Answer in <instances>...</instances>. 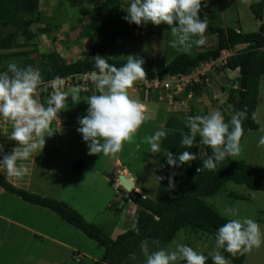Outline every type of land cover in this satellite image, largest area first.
<instances>
[{"label": "trees", "instance_id": "trees-1", "mask_svg": "<svg viewBox=\"0 0 264 264\" xmlns=\"http://www.w3.org/2000/svg\"><path fill=\"white\" fill-rule=\"evenodd\" d=\"M39 2L40 0H0V72H5L10 62L21 68L30 65L40 71L42 81L47 84L56 77L66 79L96 71L93 60L96 56H102L109 64L120 67L126 60L110 58L109 50L115 48L119 38L141 40L144 32L141 25L130 24L124 19L123 0H93L90 10L84 11L77 19L80 28L79 38L89 40L88 52L75 61L67 62L56 49L41 51L36 45L38 34L32 26L33 23L43 20ZM210 2L212 1L205 0L202 3ZM249 9L252 18L257 22L256 31L239 32L231 27L208 24L205 32L215 36V42L210 48L196 55L180 53L167 64H144L146 76L142 79L162 81L167 77L191 75L201 66L218 60L222 52L235 50L236 53L228 57L226 64L217 68L221 72L235 73V77L230 80L232 83L230 90L225 87L221 89L222 93L226 94L224 107L227 108L221 113L227 122L235 112L246 111V117L241 122L240 143L248 131H257L260 127L255 114L260 102V84L264 79V0L252 1ZM199 15L201 19L204 18L202 8ZM28 16H35V19H28ZM49 29L50 26L47 25L40 30L42 33H47ZM239 46L244 47L236 51ZM214 68L215 65L208 71ZM201 79V84L188 86L179 98H186L192 93L195 99H200L202 94H206L210 86L208 72ZM73 87L66 90H71ZM50 90L48 88L47 92L38 93L41 103H46ZM71 95L72 93H69L67 104L73 102ZM90 95L92 94L80 91L78 99ZM156 97L157 95L152 94L149 99L153 101ZM194 113L195 109L191 104V111L188 114L184 112L170 114L165 125L168 134L162 139L161 145L164 151H169L173 155L184 151L195 153L197 160L175 168L168 165L167 173L159 180L155 199L143 198L135 190L129 192L128 199L136 206V221L133 228L119 233L114 238L99 226L88 223L66 202L18 188L3 175H0V197L7 194L13 196L15 201L19 199L26 204L47 209L82 232L104 250L101 260L95 264H145V257L140 247L142 241H147L150 251L167 249L178 233L186 228L192 233L203 232L214 239L218 227L228 219L208 205L205 199L217 195L227 183L241 185L251 191L264 192V169L248 165L242 160L233 161L232 157H229L215 170L201 168L197 172L202 166L201 159L207 158L211 154V149L200 143L198 136L191 148L180 145L182 133L187 132L184 126L185 117ZM83 168L84 164L80 160L72 164V169L77 172L83 171ZM169 176L175 184L174 189L168 188ZM120 188L123 190L122 187ZM1 191L4 194H1ZM229 196L242 198L233 193ZM220 253L227 262L236 264H242L246 256V253L232 256L222 249ZM71 254L72 259L76 258L75 252Z\"/></svg>", "mask_w": 264, "mask_h": 264}, {"label": "rangeland", "instance_id": "rangeland-1", "mask_svg": "<svg viewBox=\"0 0 264 264\" xmlns=\"http://www.w3.org/2000/svg\"><path fill=\"white\" fill-rule=\"evenodd\" d=\"M209 1L212 2L201 4L208 24L217 27H231L239 32L256 31L257 22L252 18L249 9L251 2L254 0ZM129 3L130 0H123L122 7L126 8ZM92 4L93 0H40L39 10L43 20L39 23H33L32 26V29L38 34L36 39L38 48L41 51L56 49L67 62L83 57L88 52L89 40L79 38L80 28L77 25V19L84 11H89ZM122 11H124L126 16L127 13L124 8H122ZM27 18L34 20L35 16H28ZM47 25L50 26V31L42 33L40 29L45 28ZM141 26L144 31L141 40L132 41L119 38L115 48L109 50L108 56L112 59L127 60V57L131 55L141 58L144 64H167L180 53L196 55L210 48L215 42V36L205 32V43L203 45L199 47L193 46L187 52L178 51L169 46V41L173 37L169 32L168 25L157 26L148 23ZM240 48H243V46L237 49ZM232 54L234 52L228 51L223 56L228 58ZM201 67H204V65ZM206 69H199L200 71L202 70V73L208 72L210 86H208L206 94H202L200 99H195L192 94V98L188 99L183 107L177 106L178 108H173V106H167L168 111L166 109L165 111L168 116L183 110V112L188 113L190 110L189 104L194 106V115H206L211 111H226L227 108L224 107L226 94L222 93L221 89L225 87L230 90L232 86L230 80L235 77V73L221 72L217 67L209 71ZM128 93L140 95L135 84L128 90ZM66 108L62 109L63 113L66 118L70 119L65 120L63 118L66 121H62L65 127L60 128L55 125V121H52L50 127L54 129V132L51 137H45L46 143L42 152H37L34 157L30 156L27 160L18 162L28 168V173L19 179L15 177L5 178L18 188L66 202L84 216L88 223L99 226L111 238H114L119 233L133 228L136 217L133 216L132 219L131 216L126 215L128 212H126V207H122V198L114 195L111 185L103 181L98 182L99 179L91 173L90 167L87 166L90 169L81 172L71 168L72 163L76 159L74 155L82 152L87 154L89 161L86 163L92 168H97L99 164V166L106 167L105 174L111 173V164H104L108 158H103L102 154H96L93 157L89 155L87 145L82 140L81 134L75 130L74 122L76 121H72L69 115L74 110L76 112L77 109L74 108L72 103L67 104ZM63 113L62 115H64ZM255 119L259 123V129L247 132L240 143L239 154L232 157V160H242L248 165L264 169V146L258 145L260 136L264 135V79L260 84V102L256 110ZM11 130L12 125L10 122L0 120V145L4 147V152L0 153V159L3 158V154H8L14 147L19 146L18 142L8 139ZM146 137L148 136H144L143 132L139 140H137L140 143L141 151L139 153L134 156L129 154V152H134V150L133 145H128L120 149V159H124L123 161L126 162L132 156V166L135 167V170L141 168L144 164L145 170L143 173H138L140 179L137 186L148 197L155 199L156 190L154 187L158 185L155 177L160 175L161 178L163 174L167 173L165 170L168 165L167 157L164 155L166 151L159 149L157 153H153L148 145L149 154L146 155L148 159L145 163H141L140 158L143 155V144L146 145ZM200 147L203 148V145L200 144ZM76 156L80 157V155ZM151 169L155 170L156 175H151ZM2 192L1 194H4ZM230 193L242 196V198H232L229 196ZM1 196L0 211L36 213V219L33 218L34 222L47 228L54 225L55 229H58L61 226L57 222H60V225H63V231L61 233L54 231L55 237L74 242L78 246L77 249L83 253V256H81L82 259L77 257L74 260L70 251L63 252L45 240L34 238L30 233L27 234L24 231L18 232L16 227L4 224L3 227L0 225V264H79L76 262H81L80 264H95L101 260L104 250L82 232L62 221L56 214L36 205L26 204L19 199H17L19 201H15L13 196H7V194ZM205 202L227 219L245 217L253 219L260 226L261 232L264 233V192L251 191L241 185L227 183L221 192L205 199ZM113 204H116V207L111 206ZM130 204L132 205V203ZM226 208L235 209L238 215L235 217L226 216L224 214ZM29 215L27 214V217ZM26 221L27 225L31 222ZM176 244L189 245L194 250L207 255L214 248V239L203 232L192 233L191 230L186 228L178 233L167 249H174ZM175 264H184V262L178 259ZM207 264H212L210 259ZM228 264L236 263L228 262ZM242 264H264V243L260 247L253 248L247 252Z\"/></svg>", "mask_w": 264, "mask_h": 264}, {"label": "clouds", "instance_id": "clouds-1", "mask_svg": "<svg viewBox=\"0 0 264 264\" xmlns=\"http://www.w3.org/2000/svg\"><path fill=\"white\" fill-rule=\"evenodd\" d=\"M202 2L205 0H130L127 7L122 8L127 13L124 19L130 24L168 25L173 37L169 46L187 52L193 46L199 47L205 43L204 33L208 21L206 17L201 19L199 15ZM237 48L236 51L239 50ZM225 52L228 51L222 52L221 57ZM229 52L236 53L235 50ZM93 60L96 71L91 74V79L98 94H92L85 99L88 108L86 115L78 118L77 132L86 143L89 155L111 156L125 142L132 141L145 121L147 101L143 104L132 99L128 93L134 83L145 78L144 61L130 55L124 64L116 67L102 56H96ZM48 86L52 91L48 94L46 103H41L38 93L47 92ZM79 92V87L74 86L71 89V100L74 103H78ZM67 99L68 95L63 91V81L59 77L45 85L40 71L30 65L21 68L10 62L7 70L0 72V120L11 123L12 130L8 139L18 142L19 145L10 153L3 154L0 159V175L19 179L28 173V168L18 162L42 152L46 143L45 137H51L54 132L50 124L66 108ZM143 99L142 96L140 101ZM181 100L187 102L188 98L177 99V104ZM189 107L188 113L191 111V104ZM245 117L246 111L235 112L227 122L220 111L185 117L184 126L187 132L182 133L180 145L191 148L198 136L200 143L211 149V154L201 159L202 166L197 172L201 168L215 170L227 158L239 154L241 122ZM167 134L165 130L158 129L145 138L151 152L159 151L160 142ZM258 145L264 146V135L260 136ZM3 152L4 147L0 145V153ZM164 155L167 157V164L174 168L197 160L196 154L188 151L175 155L168 151ZM118 183L120 184L119 180ZM168 188H175L171 176L168 177ZM224 214L231 217L238 215L233 208H226ZM214 237V248L207 255L186 244H176L174 249L159 248L150 251L147 241H142L140 247L145 264H175L178 259L184 264H207L209 259L212 264H228L219 250L222 249L232 256L243 255L264 243V233L260 226L247 217L228 219L218 227Z\"/></svg>", "mask_w": 264, "mask_h": 264}, {"label": "crops", "instance_id": "crops-1", "mask_svg": "<svg viewBox=\"0 0 264 264\" xmlns=\"http://www.w3.org/2000/svg\"><path fill=\"white\" fill-rule=\"evenodd\" d=\"M65 93H67V95H69V93H71V90H66ZM95 94H98V91H96ZM129 96L132 99L138 100L139 102L143 101V100L140 101L142 96L138 95L137 93L129 94ZM86 98H87V96L85 98L78 99V101H77L78 103L72 102L74 108H76L77 110H76V112H75V110L72 111L71 115H69V116L71 117L72 121L73 120L76 121V122H74L75 123V130H77V128L79 127L78 118L86 115V110L88 108V105L85 101ZM146 106L151 110V113L147 114V117H146L144 123L137 130V132L135 133V135L132 138V141L131 142H125L121 147V149H123V147H126L128 145H133L132 147H133L134 152H131V153L129 152V154H131L132 156H134L136 153H139L141 151L140 150V143L137 140H139V138L143 132H144V136H146V135L151 136L158 129L159 130H165V125H166L167 118H168V115H167L168 113H166L165 109L168 111V107H165V105H163V104L156 103V101H154V100L151 101V99L147 100ZM62 113H63V110H61L57 114V118L53 120V122L55 121V123H56L55 125L59 126L60 128L65 127V125H63L62 121L66 122L65 121L66 119H70V118H66V115L64 113H63L64 115H62ZM169 116H170V114H169ZM160 124H161V126H160ZM144 125H145V127H144ZM143 128H144V130H142ZM78 143H80V142H78ZM161 143H162V140L160 142V148L159 149L164 151ZM143 146H144L143 155L140 158L141 163H145L147 161L148 158L146 157V155L149 154L148 144L147 143H146V145L143 144ZM76 155H80V157H78ZM74 156L76 157L74 162L77 160H80L81 162H83V164H84L83 170H87V169L91 168L90 171H91V173H93L95 175V177H97L99 179L98 182L103 181V182L107 183L108 185H111L113 192H114V195L116 197L122 198V200H123L122 207H126V212H128V213H126L127 216H131L132 219H133V216L136 217V215H135L136 206L133 204L132 201H129V199H128V193L129 192L125 191L124 189L121 190V188H120L121 186L118 183V177L121 175L127 177L129 180L132 181L133 189L138 194H140L143 198L148 197V195L145 194L143 192V190L137 186L138 180L140 179L138 177V173L139 172L143 173V171L145 170L144 164H143V166H141V168L135 170V167L132 166V162H133L132 156H130L131 157L130 160H127V158H126L127 161L124 162L123 161L124 159H120L121 155H120V150H119L117 153H115L114 156L113 155H111V156L102 155L103 158H108V159H106V163H104V164H109V165L111 164V173L109 172V173L105 174L106 167H103L101 165L99 166V164H98L97 168L96 167L92 168V166H90L89 164L86 163L89 161V158H88L86 153L80 152V153H76ZM91 156L93 157V155H91ZM142 158H144V159H142ZM87 166L90 168H88ZM167 168H168V165L165 168L166 171H167ZM154 174L156 175L155 170L151 169V175H154ZM155 179L158 181V184H159L160 175L155 177ZM154 188L157 192L158 185H157V187H154ZM130 203H132V205ZM111 206L116 207V204H113ZM27 214H30V215L27 217ZM35 215H36V213L33 214V213H28L26 211H24V213H19V212L16 213V211H0V225L2 227L4 226V224H8L9 226H14L18 229V232L24 231L27 234L30 233L34 238H40L42 240H45V241L49 242L52 246L61 249V251H63V252L64 251H70L72 253L75 252L76 258L80 257L82 259L81 256H83V253H81L77 249L78 246L74 242H70L68 239H63V238L61 239V237H55L54 231L56 233H61L63 231V225H60V222H57V224H59V226H61L58 229H55L54 225H51L50 228H47L46 226H41V225H38V223L34 222V219H36ZM23 218H26V219H23ZM23 220H25V221H23ZM26 220L31 221V222H29V225H27ZM49 229H50V231L48 232ZM127 230H129V229H127ZM45 232H48V233H45ZM71 257H72V254H71ZM76 263L80 264L81 262H76Z\"/></svg>", "mask_w": 264, "mask_h": 264}, {"label": "built area", "instance_id": "built-area-1", "mask_svg": "<svg viewBox=\"0 0 264 264\" xmlns=\"http://www.w3.org/2000/svg\"><path fill=\"white\" fill-rule=\"evenodd\" d=\"M227 59L225 56H222L218 61L211 62L210 64H205L204 67H200L199 69H209L213 65L222 66L226 64ZM196 70L191 75L185 76H177V77H167L166 79L160 80H140L137 81L135 84L138 92H140V96H143L142 103L147 101L152 94L157 95L156 103L163 104L165 106L175 107L185 105V100H181L179 104L175 98H179L181 94L185 91L188 86H192L193 84H201L202 79L201 77H205L206 73H202V70ZM206 69V70H207ZM91 73H85L80 75L70 76L66 79H61L63 81V91L65 92L67 88H71L73 86H78L81 92L88 93V94H95L97 89L95 84L91 79ZM48 84V83H47ZM45 84V85H47ZM48 88L51 89L50 86ZM52 89L50 90V92ZM188 99L192 98V93L187 96ZM145 119L147 114L151 113L148 107L145 105Z\"/></svg>", "mask_w": 264, "mask_h": 264}, {"label": "water", "instance_id": "water-1", "mask_svg": "<svg viewBox=\"0 0 264 264\" xmlns=\"http://www.w3.org/2000/svg\"><path fill=\"white\" fill-rule=\"evenodd\" d=\"M118 180L125 191L130 192L133 189V183L127 177L121 175Z\"/></svg>", "mask_w": 264, "mask_h": 264}]
</instances>
